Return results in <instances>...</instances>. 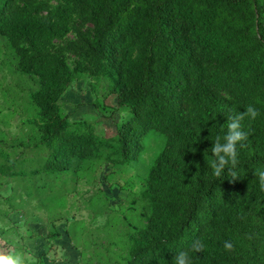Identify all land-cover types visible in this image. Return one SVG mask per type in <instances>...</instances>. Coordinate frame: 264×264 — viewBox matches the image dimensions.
I'll use <instances>...</instances> for the list:
<instances>
[{
  "label": "trees",
  "instance_id": "1",
  "mask_svg": "<svg viewBox=\"0 0 264 264\" xmlns=\"http://www.w3.org/2000/svg\"><path fill=\"white\" fill-rule=\"evenodd\" d=\"M14 1L0 0V37L24 46L14 45L11 55L29 80L33 110L25 120L31 133L14 146L45 147L49 171L67 170L93 146L92 134L67 129L56 109L73 72L50 43L70 31L76 4L91 28L76 31L73 50L90 60L95 76L111 79L117 105L131 115L117 132L122 157L136 158L147 130L171 144L146 172L150 212L125 264H174L182 251L191 264H264V191L256 175L264 170V88L255 98L248 88L251 80L264 86V0H58L44 14L38 4ZM206 63L231 68L237 87L230 97L220 93L228 83ZM187 103L193 119L183 114ZM249 105L258 115L241 121L248 137L236 146L238 177L225 169L217 178L210 148L217 137L224 143L228 117ZM197 240L204 245L198 253Z\"/></svg>",
  "mask_w": 264,
  "mask_h": 264
},
{
  "label": "rangeland",
  "instance_id": "2",
  "mask_svg": "<svg viewBox=\"0 0 264 264\" xmlns=\"http://www.w3.org/2000/svg\"><path fill=\"white\" fill-rule=\"evenodd\" d=\"M57 1L15 0L14 5L38 4L44 14ZM69 22L70 31L50 43L73 72L56 109L67 129L91 133L94 143L64 171L43 168L45 147L12 144L31 133L25 120L33 110L26 95L29 80L16 71L11 55L14 45L24 46L0 37V254L19 255L24 264H125L131 239L144 228L150 212L146 172L171 144L164 133L147 130L136 158L122 157L117 132L131 115L117 105L111 79L95 76L90 60L73 50L76 31L87 35L91 28L86 8L73 6ZM205 67L228 83L220 93L230 97L237 87L231 68L213 63ZM248 88L255 98L264 86L251 80ZM183 114L193 119L190 104L184 105Z\"/></svg>",
  "mask_w": 264,
  "mask_h": 264
},
{
  "label": "clouds",
  "instance_id": "3",
  "mask_svg": "<svg viewBox=\"0 0 264 264\" xmlns=\"http://www.w3.org/2000/svg\"><path fill=\"white\" fill-rule=\"evenodd\" d=\"M258 115V111L251 105H249L244 112H241L235 116H229L227 127L228 133L224 137V143L220 142V138L217 137L213 146L210 148L212 154L215 156V160L211 164L213 175L220 178L227 169L228 175L233 179L237 178V174L233 169L238 164V152L237 144L247 139L248 134L242 130L241 121L246 117L255 119ZM259 179V185L261 191H264V170H258L256 173ZM224 247L227 250H232L233 245L230 242H225ZM192 250L195 252H202L204 245L199 240L195 241L192 245ZM0 264H24V261L19 255H4L0 254ZM174 264H191V259L187 252H179L174 258Z\"/></svg>",
  "mask_w": 264,
  "mask_h": 264
},
{
  "label": "crops",
  "instance_id": "4",
  "mask_svg": "<svg viewBox=\"0 0 264 264\" xmlns=\"http://www.w3.org/2000/svg\"><path fill=\"white\" fill-rule=\"evenodd\" d=\"M60 238H61V236H60Z\"/></svg>",
  "mask_w": 264,
  "mask_h": 264
}]
</instances>
